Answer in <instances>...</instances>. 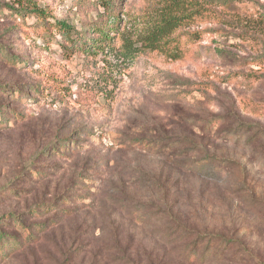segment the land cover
<instances>
[{"label": "rangeland", "instance_id": "374dc122", "mask_svg": "<svg viewBox=\"0 0 264 264\" xmlns=\"http://www.w3.org/2000/svg\"><path fill=\"white\" fill-rule=\"evenodd\" d=\"M33 1L78 30L103 12L92 0ZM166 1L120 0L122 30L138 32ZM13 2L0 0V86L9 90L0 89L9 112L0 122V218L53 201L79 172L91 177L69 212L33 228L36 237L2 264H264V0L192 24L205 31L181 41L178 59L147 49L132 61L68 55L55 31L18 38ZM81 132L55 169L37 158ZM27 168L52 181L18 183Z\"/></svg>", "mask_w": 264, "mask_h": 264}, {"label": "trees", "instance_id": "16d2710c", "mask_svg": "<svg viewBox=\"0 0 264 264\" xmlns=\"http://www.w3.org/2000/svg\"><path fill=\"white\" fill-rule=\"evenodd\" d=\"M249 0H167L161 11L150 18L145 25L138 31L130 33L125 28L122 30V18L120 17V0H92L96 7L102 8L103 12L98 15V20L88 23L83 29L78 30L74 25L63 19L51 20V14L47 9L41 7L33 0H14L11 6L8 7L11 15L22 18V23H14L13 31L20 37H31V33H47L52 34L54 31L60 34L62 38V49L68 55L75 53L84 54L87 56L104 55L109 59L132 61L144 50L160 51L167 53L169 56L178 59L183 51L180 47L181 41L186 37H195L200 39L201 33L205 30L192 31L188 28L192 24H201L203 22H221L227 19V9L230 4H244ZM32 15L36 18V23L39 26L27 25L26 18ZM39 31V32H37ZM87 32H92L93 37H88ZM119 43V44H118ZM3 52V49H0ZM5 57L11 63L21 62L19 57L11 56L6 51ZM53 82H57L59 86L55 88L63 91L67 86L57 78H51ZM1 93L5 94L9 90L0 86ZM37 88L34 91L37 92ZM16 91H21L20 87L15 88ZM23 94V92H20ZM11 95H15L14 92ZM5 105L0 102V122L6 121L7 112L4 109ZM82 134H70L62 139H55L41 148L36 156L44 161L54 160L59 164L62 157H66L72 153L80 141L78 136ZM84 135V134H82ZM36 163L33 164V166ZM25 172V173H24ZM20 176L17 177L18 183L25 181L30 183L45 182L49 184L52 181L53 173L34 168H27ZM89 177L84 172H79L77 176L71 180L69 185L64 188L58 198L51 202H41L34 205L27 212L20 214L10 213L4 218H0V264L11 259L16 253L21 252L24 245L36 237L37 231L43 232L49 229V226L54 225V218L58 217L64 210V207L71 202L76 195L73 194L84 187H88ZM91 179V178H90ZM13 181H9L7 186ZM92 182V181H91ZM23 190H13L12 193L19 194ZM153 199V198H152ZM85 198L83 199V201ZM79 201V200H78ZM53 213V214H51ZM26 214L29 217H26ZM171 215V213L169 212ZM52 215L51 217H49ZM45 217V218H42ZM32 218H41L40 222L35 221L32 224H27ZM8 221V222H6ZM53 221V222H52ZM6 223L11 225H19L23 229H28L29 234L25 236L22 233L8 232L5 228ZM33 225V226H32Z\"/></svg>", "mask_w": 264, "mask_h": 264}]
</instances>
